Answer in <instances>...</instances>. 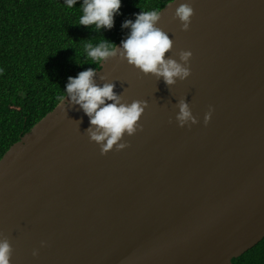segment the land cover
Returning <instances> with one entry per match:
<instances>
[{"label":"water","instance_id":"obj_1","mask_svg":"<svg viewBox=\"0 0 264 264\" xmlns=\"http://www.w3.org/2000/svg\"><path fill=\"white\" fill-rule=\"evenodd\" d=\"M156 27L187 77L166 84L121 43L94 71L143 108L131 134L103 152L68 94L0 160L9 264H232L264 238V0H172Z\"/></svg>","mask_w":264,"mask_h":264},{"label":"trees","instance_id":"obj_2","mask_svg":"<svg viewBox=\"0 0 264 264\" xmlns=\"http://www.w3.org/2000/svg\"><path fill=\"white\" fill-rule=\"evenodd\" d=\"M170 1L122 0L114 26L95 31L76 24L83 0L71 9L65 0H0V160L68 95L69 77L101 67L87 62L85 41L118 45L130 32L124 21L142 10L161 11ZM232 264H264V238Z\"/></svg>","mask_w":264,"mask_h":264},{"label":"clouds","instance_id":"obj_3","mask_svg":"<svg viewBox=\"0 0 264 264\" xmlns=\"http://www.w3.org/2000/svg\"><path fill=\"white\" fill-rule=\"evenodd\" d=\"M122 0H83L80 4L81 15L78 19L79 25L94 26L95 31L114 26V18L119 14ZM68 8H74L77 0H65ZM193 14V8L187 4H181L176 9V15L185 22L189 21ZM161 15L160 9L142 10L135 14L134 20L124 21L122 27H127L130 32L126 39L121 41L120 55L126 57L127 61L140 68L145 73H153L162 76L166 84L174 83V77L181 79L189 75V69L181 67L174 60H165L164 54L171 46L169 36L156 27V22ZM188 24H184L187 29ZM117 45L106 38L97 42L87 40L83 44V53L88 58L87 62L99 65L109 57L117 55ZM191 52H184L181 59L187 61ZM77 63L80 61L77 59ZM93 69L79 72L75 77H69L65 91L70 98L80 104L85 113L90 117V124L104 129L103 134L92 133V139L107 142L103 152L112 148L113 144L127 130L129 134L134 131V125L139 120L143 108L138 102L130 105L120 104L119 98L113 91L114 84H95ZM64 95L59 97L60 100ZM111 100L113 103H106ZM146 106V105H145ZM190 116L188 106L181 104L180 120L183 121ZM123 147V145H121ZM11 248L5 240L0 242V264H9Z\"/></svg>","mask_w":264,"mask_h":264}]
</instances>
